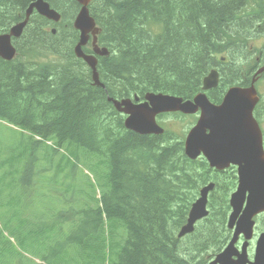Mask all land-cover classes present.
I'll return each instance as SVG.
<instances>
[{
    "label": "trees",
    "instance_id": "trees-1",
    "mask_svg": "<svg viewBox=\"0 0 264 264\" xmlns=\"http://www.w3.org/2000/svg\"><path fill=\"white\" fill-rule=\"evenodd\" d=\"M8 1L0 0V34L32 2ZM46 1L60 22L33 13L13 40L15 58L0 59V264H207L230 241L235 168L188 159L173 131L127 130L108 99L191 100L218 54H233V70L241 69L234 54L248 50V27L240 26L257 20L264 35V0H92L97 45L107 51L96 56L103 87L74 54L79 5ZM81 158L97 185L88 176L86 188L76 184ZM210 183L208 215L177 238ZM256 222L264 229V214Z\"/></svg>",
    "mask_w": 264,
    "mask_h": 264
},
{
    "label": "water",
    "instance_id": "water-1",
    "mask_svg": "<svg viewBox=\"0 0 264 264\" xmlns=\"http://www.w3.org/2000/svg\"><path fill=\"white\" fill-rule=\"evenodd\" d=\"M73 1L80 6L73 21L74 29L79 32L74 54L91 70L93 84L103 87L96 70V56H106L107 51L97 46L99 29L88 9L92 0ZM34 10L50 21L60 20V15L45 0H33L25 11V20L12 26L8 33L0 34L1 59L11 61L15 57L12 38L21 36ZM90 38L94 54H86L82 50ZM217 83V73L210 71L202 81V90L214 89ZM108 101L125 116L124 127L139 135L163 134L164 129L156 121L161 114L195 115L199 112L195 124L184 138L185 155L191 160L202 156L210 168L218 171L235 166L238 178L236 190L229 200L231 213L227 227L232 231V238L209 264H264V232L257 237L253 261L250 262L247 257L248 242L254 234V217L264 212V149L261 130L253 117L258 101L253 86L247 89L230 88L219 105L211 104L203 92L192 100L148 93L143 102H139L137 97L122 100L109 98ZM212 189L213 184H209L200 190L198 199L189 210L186 224L178 233L179 238L191 233L195 223L207 216V197ZM240 236L243 243L238 251L235 244Z\"/></svg>",
    "mask_w": 264,
    "mask_h": 264
},
{
    "label": "flooded vegetation",
    "instance_id": "flooded-vegetation-1",
    "mask_svg": "<svg viewBox=\"0 0 264 264\" xmlns=\"http://www.w3.org/2000/svg\"><path fill=\"white\" fill-rule=\"evenodd\" d=\"M260 37L262 38L261 48H263L264 35H258L257 38L259 39ZM232 55L233 54H218L215 57V63L211 70L217 72L218 84L209 92L212 91V100L218 103L219 100L220 102L222 101L225 92L232 87L247 89L253 86L256 92V98L258 99L253 111V116L262 131V140L264 144V130L262 127L264 123V111L260 109L257 110V108L264 106V49L254 50L253 46H248V50H244L239 54H234L238 55V60H241V63H244L242 68L237 71H234L233 66H231L230 60L232 59ZM246 58H252L251 63L246 61ZM223 87H225L224 90ZM241 242L242 239L239 240L237 248H239ZM252 246L253 242L250 243L248 248L249 260H252Z\"/></svg>",
    "mask_w": 264,
    "mask_h": 264
},
{
    "label": "rangeland",
    "instance_id": "rangeland-1",
    "mask_svg": "<svg viewBox=\"0 0 264 264\" xmlns=\"http://www.w3.org/2000/svg\"><path fill=\"white\" fill-rule=\"evenodd\" d=\"M253 23L251 25L252 28L247 29L245 31V33H243L246 38H247V46H253L254 50H261V45H262V38L260 37L259 39L257 38L259 35V31H260V26L257 20H252ZM257 30V31H256ZM241 32V30H240ZM257 38V39H256ZM90 39H89V43H90ZM88 47L91 48L90 44L88 45ZM244 51V50H242ZM42 59H46V57H42ZM191 119L186 117V116H182L180 114H171V115H166V116H161L158 118V124L168 130V131H173L175 132L178 136L183 137V135L188 131V129L190 128V126H187L189 123L188 121H190ZM263 130H264V123L262 124ZM65 154V152H64ZM74 179L76 184L83 189V186L86 188L88 183V178L91 180L92 183L94 184H98V175L97 173L93 172V170L91 169V167L85 162V160L83 158H81L79 160V165H78V169L76 170L75 174H74ZM96 181V183H95ZM75 187L76 185L73 184ZM263 228V225L258 226V230L260 231ZM259 232H256V234H258ZM178 238V237H177ZM255 242V240H254ZM254 242H253V246H254ZM252 246V247H253ZM15 248L19 250V248L16 247Z\"/></svg>",
    "mask_w": 264,
    "mask_h": 264
},
{
    "label": "bare ground",
    "instance_id": "bare-ground-1",
    "mask_svg": "<svg viewBox=\"0 0 264 264\" xmlns=\"http://www.w3.org/2000/svg\"><path fill=\"white\" fill-rule=\"evenodd\" d=\"M8 1V0H7ZM10 1V0H9ZM8 1V2H9ZM194 1V0H193ZM19 2V1H18ZM10 3H12V1H10ZM197 3H198V1H197ZM12 4H14V3H12ZM19 6V5H18ZM63 6V5H62ZM20 7V6H19ZM73 7V6H72ZM10 8V7H9ZM18 8V7H17ZM24 8V7H23ZM61 8H63V7H61ZM66 8H67V6H66ZM11 9H13V8H11ZM14 9H15V5H14ZM20 9H22V8H20ZM66 11H67V9H66ZM68 12V11H67ZM216 14V13H215ZM69 15V14H68ZM193 15V14H192ZM201 14H199V16H200ZM195 16H196V14H195ZM218 16V15H217ZM19 17V16H18ZM21 17V16H20ZM180 18H181V16H179ZM4 18V17H3ZM23 18V17H22ZM191 19V18H190ZM251 19V18H250ZM260 19H261V16H260ZM21 20V19H20ZM18 21V20H17ZM2 22H4V21H2ZM9 23V22H8ZM252 23H253V21H251V22H249V23H245L244 25H242V26H240L241 28H246V27H248L247 29H250V28H252L251 27V25H252ZM1 24V23H0ZM239 24V23H238ZM242 24V23H241ZM264 24V23H263ZM239 26V25H238ZM263 27V26H262ZM264 28V27H263ZM7 30V29H6ZM26 30V29H25ZM240 30H242V29H240ZM8 31V30H7ZM32 31V30H31ZM257 31V30H256ZM190 35V34H189ZM179 36V35H178ZM241 47V46H240ZM239 49V48H238ZM108 50V49H107ZM81 108V107H80ZM85 127V126H84ZM77 129V128H76ZM76 131V130H75ZM74 138V137H73ZM83 142V141H82ZM84 144V143H83ZM87 146V145H86ZM178 162V161H177Z\"/></svg>",
    "mask_w": 264,
    "mask_h": 264
}]
</instances>
